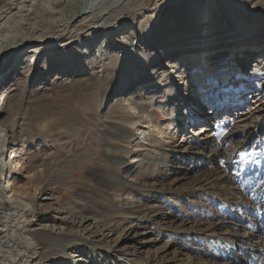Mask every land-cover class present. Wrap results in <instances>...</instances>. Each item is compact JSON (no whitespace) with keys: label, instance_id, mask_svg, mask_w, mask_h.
<instances>
[{"label":"bare ground","instance_id":"1","mask_svg":"<svg viewBox=\"0 0 264 264\" xmlns=\"http://www.w3.org/2000/svg\"><path fill=\"white\" fill-rule=\"evenodd\" d=\"M159 1L142 12L123 0H0V75L5 73L0 113L12 98L16 76L31 71L32 62L55 67L61 81L89 75L87 64L99 58L118 71L108 82L116 92L103 115L109 129L86 140L80 152L68 150L64 161L42 159L27 166L5 128L12 116L5 111L0 264H38L44 254L49 264H264V27L259 14L249 16L241 3L221 0L231 22L224 27L226 20L216 22L217 1L206 0L181 8L177 21L158 22V16L147 15ZM131 10L127 21L123 17ZM109 20L113 23L106 26ZM120 40L126 47L108 46ZM249 61L253 71L262 69L263 78L256 91L246 93L236 77L247 71ZM3 83L11 88L6 91ZM218 90L221 96H215ZM159 95L164 100L155 101ZM249 101L247 112L229 117ZM156 111L166 114L165 120ZM98 146L102 153L92 150ZM96 154L103 161H96ZM86 163L97 187L90 197L84 195L95 203L89 207L73 181L76 168ZM18 179L25 183L18 185ZM45 184L54 192L43 197ZM59 185L80 193L74 197L79 204L62 205ZM134 191L144 194L136 198ZM118 194L121 201L115 199ZM39 196L41 210L61 209L57 223L33 220ZM155 229L164 235H155ZM38 234L49 242L44 253Z\"/></svg>","mask_w":264,"mask_h":264},{"label":"rangeland","instance_id":"2","mask_svg":"<svg viewBox=\"0 0 264 264\" xmlns=\"http://www.w3.org/2000/svg\"><path fill=\"white\" fill-rule=\"evenodd\" d=\"M205 1L206 0H160L156 3V10L147 16L152 18L151 20L158 16V22L161 20L168 22L171 18H174L177 21V19L180 18L179 14L182 13L181 8H186L189 3H205ZM216 1L217 6L220 9V14L215 15L216 22L218 24H224L226 20L227 25L224 27H230L231 22L227 19L226 13L223 9V3L221 0ZM228 1L239 2V4L241 3V6L246 8L245 13L249 16H252L257 12L259 14H257L259 26L260 28L264 27V4L260 3L259 0H256V2H253V0H227V2ZM123 2L127 3L128 5L130 3H134L133 5L130 4L129 6H131V8H135V11L142 12H145L144 10L147 9L146 7L152 4V0H123ZM123 18L125 20L127 19V21H131L132 10L127 12ZM181 18H183V16ZM109 23L113 22L109 20L108 23H106V26H109ZM146 36L147 35L144 37ZM124 42L125 41L120 40L117 41L118 44L116 43V45H114L111 43V41H109L108 46L112 45L115 47H126L127 44ZM104 46L105 45L103 44V47ZM100 60L101 58L96 61V64H87V67L91 72L89 75L84 73L83 77L81 76V78L77 75L80 79L75 77L72 81H61L57 79L55 77V67L48 66L40 68L36 64L37 62H32L31 65L29 64L28 68L31 67V71L28 72V69H25L19 72V75L16 76L18 79V84L13 90L11 100L5 106H3V113H0V120H2L7 113L5 111L12 112L10 122L5 125V128L6 130L10 131L9 135L12 136V142L17 144V146H15L17 151H22L21 154L25 158V163L27 166L38 165L42 159H46L49 162H52L56 159L64 161L68 156V150L80 152L82 148H84L88 139L92 140L94 137L103 136V134L109 129L110 120H105L103 115L106 109L108 107L110 108L113 104L115 100L114 95L116 92L112 91L114 86H109L108 82L113 76L118 75V71L113 63L108 62L106 59L102 60L101 62ZM63 62H65L64 64H67L69 60L65 59ZM104 62L106 65H104ZM252 65L253 62L249 61L247 65V71H245L243 75L241 74V76L236 77V80L238 79L239 82H243L242 86H244L243 88L246 89V93L256 91L255 88L258 89L261 86L263 78L262 69L260 71H253V69L256 68ZM83 71L84 70L81 72ZM246 73H253V76L250 77V80L246 79ZM4 74L5 73H2L0 75V80L3 78ZM106 77H108L107 82H105ZM227 82H224L225 86L227 85ZM4 84L5 83H3V85ZM228 86L229 85H227L225 88L227 90H231L232 88H228ZM4 87L7 91L9 88H11V85L8 86L5 84ZM218 95L219 94L216 92L215 96ZM237 95L240 96L239 93ZM154 99L155 101L164 100L163 96L161 95ZM155 101L153 102V106ZM251 104L252 103L249 101L243 105L242 108H240L241 110L238 109L239 111H237L247 112ZM235 111L236 110L231 111L232 114L235 113L232 115V117L237 114V111ZM156 115L160 121L165 120L164 117H166V114H162L161 116V114L156 111ZM197 127L199 126H196L195 128ZM247 135L248 133H245L244 138ZM261 141L262 140H260V142ZM63 144H66V146H62ZM226 146H228V144ZM63 147H66L67 149H64ZM128 147V150H130L131 147L129 145ZM262 148L264 149V146ZM92 150H94L96 153H102L103 151L99 149V146ZM248 151H250V148ZM250 152L254 158V151L251 150ZM96 155V161H103V157H100L99 154ZM126 160L129 159L126 157ZM197 160H199L198 163H202L204 161V156H197ZM250 160L252 161V157H250ZM76 170L78 174H76L73 181L75 186L81 191V194H83V196L81 195L79 198L84 199V195L90 197L92 195L91 192L97 188L96 185L93 184L94 180L91 177L92 169L90 170L89 164L86 163L84 164V168H76ZM119 173L122 175L123 172L120 171ZM22 176L24 175H21V177ZM17 182L18 185H22L25 183V180L18 179ZM33 184L35 186L37 185V179H33ZM59 187V192H57L58 195L56 196H59V198L61 197L62 205L70 202L79 204L78 200H75L74 197L78 196L80 193L70 191L68 193L67 188H62L60 185ZM76 187L73 189H77ZM51 192L53 193L54 191L53 188L49 186V184H45L41 189V195L43 197L49 195ZM142 194L144 193L141 191H134L133 196L138 198ZM42 196H39L34 201L33 205L37 214L33 220H35L36 217H40L46 221L47 224L48 222L49 224L57 223L58 217H63L61 209L53 206V208L49 211L41 210L40 202L42 201ZM115 199L117 201H121L122 197L118 194ZM84 201L86 207L95 205V203L90 199H84ZM80 210L83 211V208ZM202 229L205 228L202 227ZM202 232H204V230H202ZM153 233L155 235H164V231L160 229H155ZM36 238L40 243V248L43 247L44 253L47 250L46 247L49 244L48 239L40 234H38ZM35 262H38V264H49V262H47V258H45V254L42 257L37 258Z\"/></svg>","mask_w":264,"mask_h":264},{"label":"snow or ice","instance_id":"3","mask_svg":"<svg viewBox=\"0 0 264 264\" xmlns=\"http://www.w3.org/2000/svg\"><path fill=\"white\" fill-rule=\"evenodd\" d=\"M253 2H256V0H253ZM260 3L264 4V0H259ZM200 131L202 132L203 131V128L200 129ZM199 134V133H197Z\"/></svg>","mask_w":264,"mask_h":264}]
</instances>
